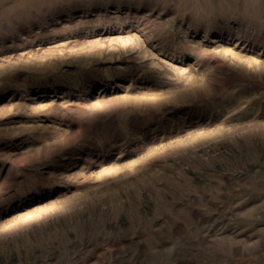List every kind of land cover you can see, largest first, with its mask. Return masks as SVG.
Segmentation results:
<instances>
[{"label": "rangeland", "instance_id": "1", "mask_svg": "<svg viewBox=\"0 0 264 264\" xmlns=\"http://www.w3.org/2000/svg\"><path fill=\"white\" fill-rule=\"evenodd\" d=\"M0 264H264V0H0Z\"/></svg>", "mask_w": 264, "mask_h": 264}]
</instances>
